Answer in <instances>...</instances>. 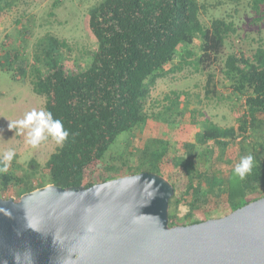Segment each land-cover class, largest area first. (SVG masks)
Instances as JSON below:
<instances>
[{"label": "trees", "instance_id": "16d2710c", "mask_svg": "<svg viewBox=\"0 0 264 264\" xmlns=\"http://www.w3.org/2000/svg\"><path fill=\"white\" fill-rule=\"evenodd\" d=\"M23 1L0 0V17ZM263 2L255 0L257 11ZM206 10L201 0H102L89 12V30L97 47L88 53L86 69L70 65L73 50L66 40L47 34L30 59L7 36L0 44V70L13 81L29 79L34 93L46 98V110L64 122L70 136L42 168L46 182L36 183L40 166L32 160L28 171L15 166L0 175V198L8 200L15 189L22 197L49 185L88 189L128 176L126 163L105 165L103 160L122 134L150 124L160 127V134L148 140L141 164L131 175L155 173L173 185L169 218L178 207L184 210L170 226L210 219L222 208L230 214L264 198V46L252 52L238 48L224 61L222 73L231 83L232 95L244 99L236 126L200 122L185 92L166 95L159 112L147 110L157 82L187 67L208 72L207 94L213 92L215 76L210 69L222 62L227 42L238 30L227 19L205 26L201 16ZM191 127L198 129L195 143L187 134ZM220 148L230 159L225 164L217 157ZM246 154L255 157V164L240 180L233 169ZM196 215L205 218L194 219Z\"/></svg>", "mask_w": 264, "mask_h": 264}, {"label": "water", "instance_id": "95a60500", "mask_svg": "<svg viewBox=\"0 0 264 264\" xmlns=\"http://www.w3.org/2000/svg\"><path fill=\"white\" fill-rule=\"evenodd\" d=\"M174 194L168 180L143 172L88 189L49 185L20 201L0 198V264H16L11 250L26 245L34 264H264V198L170 226Z\"/></svg>", "mask_w": 264, "mask_h": 264}, {"label": "rangeland", "instance_id": "374dc122", "mask_svg": "<svg viewBox=\"0 0 264 264\" xmlns=\"http://www.w3.org/2000/svg\"><path fill=\"white\" fill-rule=\"evenodd\" d=\"M58 1L60 3L57 5ZM100 1L102 0H25L18 3L14 9L9 10L8 15L0 17V44L9 36L12 44L21 46L24 54L32 59L39 41L47 34H51L60 40H66L71 46L73 52L69 57L70 65L75 69H86L90 62L88 53L97 47V41L89 30V12ZM201 2L207 6L206 12L201 16L205 26H210L214 19H227L234 22L238 30L237 35L228 40L222 62L210 69L215 76L214 85L211 87L213 92L207 94L208 72L202 73L196 71L194 67H187L182 72L157 82L152 90L147 110L159 112L166 104L164 101L166 95L173 92H185L189 95L190 110L197 111L195 113L197 120L210 121L223 128L236 126L238 124L236 114L242 111L244 99L239 100L232 95L231 83L224 78L222 69L225 59L234 50L244 48L252 52L259 46H264V2L259 5V11L255 9V0H201ZM18 22L21 24L19 25ZM21 30L24 33L21 34ZM27 31H30L29 36L25 34ZM33 108L46 109V98L34 93L29 79L25 82L13 81L10 74L0 70V154L6 148L16 149L17 156L9 168L12 171L16 168L15 166L28 171L29 163L32 160L37 162L40 166L35 179L38 184L47 181L42 168L62 144L57 145L55 141L49 139L33 149L25 143L27 130H22L23 134H15V130H10L11 122L23 118L25 113ZM177 128L181 129L180 126ZM202 129L200 126V130ZM197 130L194 127H191V131L188 130L187 134L191 143H195ZM258 133L255 131L254 139L259 141ZM159 134L160 127L155 128L152 124L134 130L132 133H124L111 146L103 162L105 165L126 163V166L130 167L126 173L131 175L141 164V151L148 140ZM171 138L174 144L179 146L177 144L180 143H177L174 136ZM121 156H125L123 161H120ZM217 157L224 164L230 160L227 152L222 148L217 150ZM104 168L101 167L99 174L104 173ZM98 178L97 180H100ZM7 196L15 201L21 199V194L16 189L10 191ZM183 210V206L178 207L172 220L169 218V223H176L178 221L176 215L183 213ZM225 215H229V212L222 208L214 212L211 218ZM193 218L204 219L205 217L196 215ZM179 221L183 222L184 218H179Z\"/></svg>", "mask_w": 264, "mask_h": 264}, {"label": "clouds", "instance_id": "9594fccd", "mask_svg": "<svg viewBox=\"0 0 264 264\" xmlns=\"http://www.w3.org/2000/svg\"><path fill=\"white\" fill-rule=\"evenodd\" d=\"M10 130H15V134H23L22 130H27L25 143L33 149L39 147L49 139L55 141L57 145L63 144L70 136V131L65 128L61 119L54 118L53 113L44 108L37 110L33 108L25 113L24 117L11 122ZM17 156L15 148H6L0 154V175L7 174L13 160ZM255 164V157L252 154L241 156L239 162L233 169V174L240 180H244L252 172ZM147 186L154 185V181L146 180ZM155 191V189H153ZM5 209H0L4 212ZM12 254L16 264H34L33 252L29 246L23 250L12 249Z\"/></svg>", "mask_w": 264, "mask_h": 264}]
</instances>
